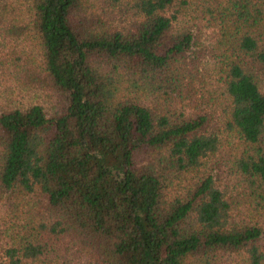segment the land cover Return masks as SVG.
<instances>
[{
    "label": "trees",
    "instance_id": "16d2710c",
    "mask_svg": "<svg viewBox=\"0 0 264 264\" xmlns=\"http://www.w3.org/2000/svg\"><path fill=\"white\" fill-rule=\"evenodd\" d=\"M0 264H264V0H0Z\"/></svg>",
    "mask_w": 264,
    "mask_h": 264
},
{
    "label": "rangeland",
    "instance_id": "374dc122",
    "mask_svg": "<svg viewBox=\"0 0 264 264\" xmlns=\"http://www.w3.org/2000/svg\"><path fill=\"white\" fill-rule=\"evenodd\" d=\"M41 96H42V94H38V95H37V94H34V97H33V98H34V99H38L39 101L42 102V101H44V100H43L44 98H41ZM31 98H32V96H31V94H30V95L28 96V99H31Z\"/></svg>",
    "mask_w": 264,
    "mask_h": 264
}]
</instances>
